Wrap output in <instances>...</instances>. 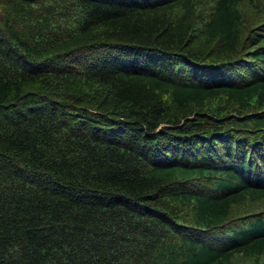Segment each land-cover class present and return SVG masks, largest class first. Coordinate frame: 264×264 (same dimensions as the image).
<instances>
[{"label": "trees", "instance_id": "obj_1", "mask_svg": "<svg viewBox=\"0 0 264 264\" xmlns=\"http://www.w3.org/2000/svg\"><path fill=\"white\" fill-rule=\"evenodd\" d=\"M0 264H264V0H0Z\"/></svg>", "mask_w": 264, "mask_h": 264}]
</instances>
